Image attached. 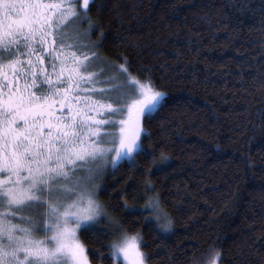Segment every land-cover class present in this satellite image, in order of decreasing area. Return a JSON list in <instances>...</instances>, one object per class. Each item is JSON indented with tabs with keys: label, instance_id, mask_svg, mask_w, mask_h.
Instances as JSON below:
<instances>
[{
	"label": "snow or ice",
	"instance_id": "6c2138e0",
	"mask_svg": "<svg viewBox=\"0 0 264 264\" xmlns=\"http://www.w3.org/2000/svg\"><path fill=\"white\" fill-rule=\"evenodd\" d=\"M100 7L0 0V264H149L143 229L126 225L146 224L161 245L174 234L153 179L173 161L145 145L152 133L144 126L168 106L169 93L151 74H133L122 53L113 70L94 51L105 36L88 13ZM123 164L143 178L108 191L116 203L105 204L104 177ZM82 235L106 247L89 248ZM222 255L217 248L208 264Z\"/></svg>",
	"mask_w": 264,
	"mask_h": 264
},
{
	"label": "trees",
	"instance_id": "16d2710c",
	"mask_svg": "<svg viewBox=\"0 0 264 264\" xmlns=\"http://www.w3.org/2000/svg\"><path fill=\"white\" fill-rule=\"evenodd\" d=\"M96 2L102 7L88 14L104 31L98 53L114 65L122 53L133 74H151L169 93L144 126L152 133L145 145L173 161L153 179L174 234L161 245L146 224L126 225L143 229L149 264H208L217 248L220 264H264V0H242L243 9L241 0ZM130 176L143 178L127 164L109 172L101 201L114 205L107 192Z\"/></svg>",
	"mask_w": 264,
	"mask_h": 264
},
{
	"label": "rangeland",
	"instance_id": "374dc122",
	"mask_svg": "<svg viewBox=\"0 0 264 264\" xmlns=\"http://www.w3.org/2000/svg\"><path fill=\"white\" fill-rule=\"evenodd\" d=\"M86 25H87V21H84L83 24L80 25V27L83 28V27H86ZM91 40H92V39H91ZM94 51H97V49H94ZM97 52H98V51H97ZM100 56H101V55H100ZM102 57H103V56H102ZM112 67H113V70H114V69H115V65H114V63L112 64ZM106 175H107V174H106ZM106 175H105L104 180H103V182H102L103 184H104V181H105ZM99 198H100V197H99Z\"/></svg>",
	"mask_w": 264,
	"mask_h": 264
}]
</instances>
